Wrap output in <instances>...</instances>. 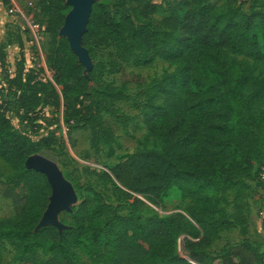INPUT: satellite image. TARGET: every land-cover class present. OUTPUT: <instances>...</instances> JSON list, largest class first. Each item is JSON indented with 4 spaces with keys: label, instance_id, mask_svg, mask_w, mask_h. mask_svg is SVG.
Wrapping results in <instances>:
<instances>
[{
    "label": "trees",
    "instance_id": "obj_1",
    "mask_svg": "<svg viewBox=\"0 0 264 264\" xmlns=\"http://www.w3.org/2000/svg\"><path fill=\"white\" fill-rule=\"evenodd\" d=\"M214 1L219 0H180L166 8L151 0L92 4L81 35L92 59L97 48L111 45L119 66L145 67L161 59L175 69L152 88L153 97L163 96L162 106L149 107L143 116L154 149L121 156L116 165L93 172L113 203L103 202L99 193L82 199L65 213L67 223L60 220L62 231L38 228L50 187L44 175L25 167L31 156L47 157L52 140L32 141L15 132L0 106V161L17 181L3 196L19 208L0 220V264L4 243L20 264H86L82 256L88 264H211L209 248L222 232L247 235L242 194L247 181L263 187L258 172L264 165V80L254 81L242 65L247 59L264 65V11L259 0H249V12L238 0L218 7ZM125 5L131 6L129 14L113 9ZM39 7L46 17L48 66L60 91L46 101L56 107L63 101L67 125L91 124L92 112L81 109L87 108L88 82L101 65L85 77L60 36L71 9L67 0H39ZM155 17L160 19L154 22ZM28 91L18 101L30 98L35 109L41 100ZM172 197L190 203L188 219L156 212ZM183 234L189 260L177 254ZM220 258L222 264H264V253L247 240L223 247Z\"/></svg>",
    "mask_w": 264,
    "mask_h": 264
},
{
    "label": "rangeland",
    "instance_id": "obj_2",
    "mask_svg": "<svg viewBox=\"0 0 264 264\" xmlns=\"http://www.w3.org/2000/svg\"><path fill=\"white\" fill-rule=\"evenodd\" d=\"M79 1L67 0L71 9L60 36L66 39L70 50L76 55L85 77L88 78V73L95 65L101 66L95 67L93 80L88 82V95L83 103V107L87 108L81 109L82 112L87 109V112H92L93 120L91 124H81L74 128L75 123H66L67 114L62 100L59 107L46 101L47 95L54 92L60 95V91L53 83V73L48 66L49 41L44 32L46 17L39 7V0H0V106L15 132L32 141L51 138L49 153L42 158L57 167L75 193V200L68 204V211L58 214L59 223L62 219L67 223L69 220L65 213H71L82 199L94 194H101L103 202L113 203L110 193L95 184L93 172L99 173L108 165H116L121 156L154 149L155 144L143 125V116L149 107L162 106L163 96L153 97L152 88L175 69L161 59H156L145 67L136 68L130 63L119 66L115 62V49L111 45L97 48L95 59H92L81 45L85 20H78ZM93 1L96 3L99 0ZM179 1L151 0L165 8ZM224 1H214L215 6H220ZM238 1L244 11L249 12V0ZM260 2L262 6L259 11L263 12L264 0H259V4ZM14 5L21 14L9 13ZM113 9L129 14L131 6ZM159 19L152 18L154 22ZM29 24L36 30L37 41ZM242 67L254 81L264 80V65L254 64L247 59ZM24 88H30L28 94L34 93L41 100L37 108H30L33 103L30 98H26L23 104L18 101ZM251 95L249 92L248 96ZM253 108L257 114L262 112L260 103L253 105ZM96 114L100 119L96 118ZM246 183L248 187L242 197L246 205L248 233L242 237L236 229L222 232L209 248L211 264H222L220 257L223 247L240 244L243 240L264 253V222L261 218L264 189L255 181ZM16 185L17 181L10 169L0 161V220L11 218L19 211L10 199L3 196L6 187ZM24 194L25 190L19 192V195ZM227 197L230 204L232 194ZM189 205L188 201L172 197L156 212L165 215L179 213L188 219L185 212ZM230 209L231 205L227 209L228 213ZM62 227L65 228L64 225ZM186 238L184 234L179 237L177 254L180 258L189 260L183 247ZM13 255V249L4 243L1 264H20L12 261ZM82 261L89 263L85 256H82Z\"/></svg>",
    "mask_w": 264,
    "mask_h": 264
},
{
    "label": "water",
    "instance_id": "obj_3",
    "mask_svg": "<svg viewBox=\"0 0 264 264\" xmlns=\"http://www.w3.org/2000/svg\"><path fill=\"white\" fill-rule=\"evenodd\" d=\"M93 2V0H80L78 3V20H85V25ZM25 167L26 169L33 170L44 175L50 187L49 203L38 228L52 226L58 231H62L63 227L58 221V214L61 211H68V204L74 202L75 193L72 187L62 178V175L54 164L40 156L35 155L29 157L25 161Z\"/></svg>",
    "mask_w": 264,
    "mask_h": 264
},
{
    "label": "built area",
    "instance_id": "obj_4",
    "mask_svg": "<svg viewBox=\"0 0 264 264\" xmlns=\"http://www.w3.org/2000/svg\"><path fill=\"white\" fill-rule=\"evenodd\" d=\"M9 13L11 14V13H19V14H21V11L14 5L10 10H9ZM30 25V24H29ZM30 30H31V32H33V34H34V38H35V40L37 41V37H36V35H35V28L32 26V25H30ZM0 90H1V85H0ZM258 181L260 182V183H262L263 184V187H264V165H262V166H260V168H259V172H258ZM261 218H262V221L264 222V209H263V211H262V213H261Z\"/></svg>",
    "mask_w": 264,
    "mask_h": 264
}]
</instances>
